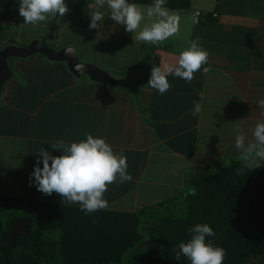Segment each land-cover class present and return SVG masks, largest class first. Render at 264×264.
Returning <instances> with one entry per match:
<instances>
[{
	"label": "crops",
	"instance_id": "0c3cea01",
	"mask_svg": "<svg viewBox=\"0 0 264 264\" xmlns=\"http://www.w3.org/2000/svg\"><path fill=\"white\" fill-rule=\"evenodd\" d=\"M65 2L70 11L64 17L32 25L23 24L20 0H0V50L34 39L56 49L71 46L81 61L108 71L121 84L76 77L65 63L40 55L11 59L14 76L0 98V196L80 207L63 203L58 193L38 191L30 175L41 148L62 155L51 144L78 142L86 133L105 138L116 152L123 149L133 177L109 186L105 210L138 212L188 194V176L240 160L237 129L253 140L256 123L264 119L258 105L264 99V0H189L187 8L166 7L178 15L179 31L152 49L110 19L106 5L100 27L90 30L95 0ZM196 11L204 14L200 23ZM196 38L210 52L209 63L191 83L170 75L165 94L151 88L152 67L161 61L176 64ZM203 67L210 71L205 74ZM194 101L202 105L195 117ZM243 264H264V256L253 254Z\"/></svg>",
	"mask_w": 264,
	"mask_h": 264
},
{
	"label": "trees",
	"instance_id": "16d2710c",
	"mask_svg": "<svg viewBox=\"0 0 264 264\" xmlns=\"http://www.w3.org/2000/svg\"><path fill=\"white\" fill-rule=\"evenodd\" d=\"M188 5L189 0H166L164 6ZM187 184L194 195L171 197L138 212L86 214L77 206L0 196V264H190L183 255L176 260V252L191 238L190 229L203 223L216 233L206 240L226 249L223 264L264 256V161L249 168L233 159L188 176ZM18 221L29 230L13 241Z\"/></svg>",
	"mask_w": 264,
	"mask_h": 264
},
{
	"label": "clouds",
	"instance_id": "9594fccd",
	"mask_svg": "<svg viewBox=\"0 0 264 264\" xmlns=\"http://www.w3.org/2000/svg\"><path fill=\"white\" fill-rule=\"evenodd\" d=\"M165 2L166 0H154L152 5L145 7L131 3L130 0H95V10L90 12L89 29L100 27L99 22L105 16V12L100 9L106 5L110 10V19L125 25L127 32L134 33V41L158 45L179 31V17L164 7ZM68 11L70 9L65 0H20L19 6V15L24 18L23 24L32 25L64 17ZM66 54L74 53L69 48ZM209 56L210 52L196 38L179 53L176 64L161 61L159 66L154 65L147 84L163 95L171 87L168 79L170 75L191 83L195 78L194 74L209 63ZM76 67L79 70L81 66ZM209 71L208 67H203L205 74ZM193 103L191 115L195 117L202 111V105L198 101ZM258 105L264 109V99L259 100ZM260 116L264 118V111H261ZM237 131L235 147L241 153L239 159L244 167L250 168L258 159L264 160V119L256 123L252 131L253 140H248L239 129ZM51 147L62 150L63 154L53 155L41 148L30 182L35 183L37 190L43 194L58 193L62 196L63 203H79L86 214L108 207L105 193L110 185L133 179L127 171L128 158L124 155V150L116 152L103 137L86 133V139L70 143L61 140L51 144ZM41 160L43 167L40 166ZM260 165L257 164L256 167ZM188 194L194 195L195 188H190ZM190 234L191 238L187 242L179 244L176 260L179 261L183 255L190 260V264H223L226 249L206 240V237L216 235L209 224H196L190 229Z\"/></svg>",
	"mask_w": 264,
	"mask_h": 264
},
{
	"label": "water",
	"instance_id": "95a60500",
	"mask_svg": "<svg viewBox=\"0 0 264 264\" xmlns=\"http://www.w3.org/2000/svg\"><path fill=\"white\" fill-rule=\"evenodd\" d=\"M72 49L74 54H66L67 49ZM35 55L45 57L51 62L65 63L68 69L76 76L86 75L91 81L105 83L113 87L121 84L118 78L112 76L108 71L98 67L93 63L80 60L76 50L67 46L61 49L53 48L40 39H34L25 46L7 45L0 50V98L7 81L14 76V71L10 66L11 59H27ZM80 65V69H77ZM29 230V226L22 221H18L12 232V240Z\"/></svg>",
	"mask_w": 264,
	"mask_h": 264
},
{
	"label": "built area",
	"instance_id": "2783aa9c",
	"mask_svg": "<svg viewBox=\"0 0 264 264\" xmlns=\"http://www.w3.org/2000/svg\"><path fill=\"white\" fill-rule=\"evenodd\" d=\"M221 1H227V0H221ZM194 19L196 23H200L202 20L205 19L203 12L196 11L194 15Z\"/></svg>",
	"mask_w": 264,
	"mask_h": 264
},
{
	"label": "rangeland",
	"instance_id": "374dc122",
	"mask_svg": "<svg viewBox=\"0 0 264 264\" xmlns=\"http://www.w3.org/2000/svg\"><path fill=\"white\" fill-rule=\"evenodd\" d=\"M18 5H20V3H18Z\"/></svg>",
	"mask_w": 264,
	"mask_h": 264
}]
</instances>
